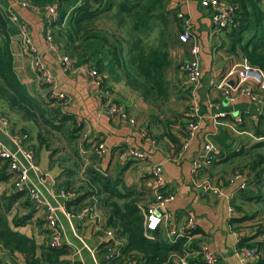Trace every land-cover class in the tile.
<instances>
[{
    "label": "trees",
    "instance_id": "1",
    "mask_svg": "<svg viewBox=\"0 0 264 264\" xmlns=\"http://www.w3.org/2000/svg\"><path fill=\"white\" fill-rule=\"evenodd\" d=\"M28 1L35 7H57V20L45 23L46 30L52 29L56 41H62L65 52L72 56L81 54L89 41H99L108 49L128 87L139 94L146 105L150 134L158 145H165L172 158H178L189 136L188 123L197 122V119L191 117L188 111L184 114L172 113L168 109L172 95L166 70L172 64V51L183 44L177 37V30L178 33L182 32L181 21L177 13L169 9L172 0H84L71 13L68 6L74 0ZM220 1L236 9L234 24L225 31L227 45L224 48L235 60L242 57L264 74V0ZM108 18L114 20L118 30L126 27L127 22L130 24L125 36L99 30L98 22ZM155 33L156 43L151 45L149 38ZM0 99L10 113L36 126L39 148H45L50 153L52 167L54 163L55 167H60L61 189L78 194V198L67 203V210L76 212L85 206H93L104 213L106 227L115 231L122 245V256L105 263L179 264L178 258L197 249L198 242L195 240L187 243V238H180L171 243L163 238L161 229H147L144 210L148 205L144 203L142 190L126 184L123 169H116L115 175L102 169L98 154L86 160L83 156V160L81 148H90L86 144L88 141L84 144L81 142L84 125L76 117L62 111L66 105L49 97L46 102L27 91L15 70L9 13L2 6ZM246 125L244 122L240 128L247 129ZM250 130L257 141L242 143L240 149L222 156L213 153V161L203 163L197 178L202 170H211L216 165H234L237 172L232 170L231 178L240 173L248 179L247 194L242 200L264 208V112L252 123ZM24 135L29 137V134ZM62 138L69 151L64 146H58ZM84 164L86 168L81 175V185L76 189V176H79L78 170ZM0 165V183H7L10 180L6 175L7 164ZM23 197L16 191L11 195H0L1 248L13 259L17 255L23 256L25 264H72L66 259L70 252L64 247L52 248L49 244H38L16 230L27 227L32 218V214L13 215L15 204ZM23 205L30 204L25 201ZM242 213L241 218L232 220L239 230L245 229L239 247L255 249L261 259L259 264H264V214L258 211L252 215L244 211ZM259 216L261 220L255 222ZM195 234L197 231L190 233V236L194 237ZM100 248L104 254L107 253L104 245ZM188 263L204 264L199 258H189Z\"/></svg>",
    "mask_w": 264,
    "mask_h": 264
},
{
    "label": "crops",
    "instance_id": "2",
    "mask_svg": "<svg viewBox=\"0 0 264 264\" xmlns=\"http://www.w3.org/2000/svg\"><path fill=\"white\" fill-rule=\"evenodd\" d=\"M201 1L172 0L169 5L171 11H175L177 15L183 14L191 21L194 40L202 47L200 59L203 80L197 93L200 105L199 129L180 160L179 157L172 158L171 153L168 152L169 150L164 144L158 145L157 142L152 144L142 136L144 132L150 135L149 130L145 128H148L147 117L142 115L147 112L146 105L142 102L140 95L128 87L121 73L115 67L108 49L101 42H87L81 54L73 55V71L64 73L60 62V55L63 53L61 49L64 48V45L61 40L56 41V36H54L58 48L55 52L49 51L45 40V34L47 33L45 16L20 7H14V14L22 23L28 25L33 43L37 47L43 62L52 72L59 91L65 94L69 101L62 108V111L64 110V113L76 117L84 125L83 134L87 133L89 135V143L87 144H90V149L101 143H104L107 147L108 150L105 154L97 152L102 160L101 168L107 169L109 174H114L116 169H123L124 180L128 186H137L142 191L147 187L151 188L154 195L155 186L151 171L155 165L162 164L165 189L176 195L175 201L165 207L166 212L167 207H170L173 213V216L169 214L168 231L183 228L187 225L189 218L193 217L198 227L193 240L197 241L198 244L205 243L209 245L218 256L219 264H259L261 259L258 255L251 260L239 259L235 255L242 236L245 235V229L244 231H241L242 228L239 230L238 225L233 224L232 220L241 218L243 211L252 215L255 211L252 208L255 207L256 209L257 205L242 200L247 193L239 189L238 182L229 184L233 176L228 170L229 165H216L211 170L202 171L199 176L200 183L207 181L214 186L222 187V196H218L213 192H205L194 185L192 179L193 165L199 163L203 158L205 145L209 141L214 145L218 156L240 149L243 146L242 143H253L252 140L239 138L240 136L245 135L257 141L253 137L250 128L252 123L262 114L258 107L247 97H240L235 103H229L222 92L213 88V83L222 78L224 71L233 64L235 59L224 48L227 45L225 32H215L211 15L200 7ZM11 3L9 0H0V6L4 9ZM75 8L76 5L71 8L69 5V13ZM197 11L199 16L196 17L198 22L195 23L194 14ZM69 18L70 16L68 20ZM9 27L14 65L18 76L31 95L40 97L47 102L48 93L45 89L39 87L35 80V73L31 66L32 57L23 47L18 25L9 21ZM179 35L180 33L177 30L178 38ZM190 46V44L177 46L171 54L172 64L166 70V78L171 86V95L175 91L182 94V97H177L173 102H179L178 98L182 101L187 100V105L184 104L187 107L185 113L187 111L192 112V103L190 92L181 88L184 82L181 66L191 59ZM90 63H93V66L101 73L103 79L101 88L94 83L88 68L84 69V66ZM109 101L122 106L129 115L135 117L136 125H131L126 120L110 119L102 115V108ZM172 111H176L172 113H181L180 110ZM220 113L226 114V117L216 118ZM241 116L243 117V124L246 122L248 128L241 129L240 126L243 124H236L239 133H235L232 127H236L235 119ZM143 117L146 118L142 121ZM37 132L38 129L35 125L25 123L19 117L10 113L6 104L0 99L1 146L10 152L18 153L20 137L29 134V144L36 150V157L38 163H40L42 156L38 154L40 148L36 139ZM129 148L143 153L146 158L138 162L135 161L130 165L129 163L119 162L116 152ZM111 166L114 173L109 170ZM56 169L57 172L54 174L40 167L41 177L45 178V182L39 183L36 177L33 180L34 183L41 186L48 202L54 205L56 209L61 224L62 247L70 252L66 259L71 261L72 264H107L104 262L106 261L105 254L100 248L106 244L103 243L104 238L100 231L101 228H106L104 213L96 208L97 213H95V216L88 217L83 221L70 218L66 213L68 212V202L65 199H56L54 196L61 189V178H59L61 171L58 167ZM213 172L220 173L218 179ZM13 192L15 191L11 180L7 183H0V195H11ZM231 199L234 207L233 213L228 211V202ZM25 201H28V199L24 196L15 204L13 215L25 216L32 214V218L27 227L16 230L34 239L38 244H49L45 213L33 206L30 201H28L30 205L24 206L23 202ZM161 233L163 238H166L167 231L161 229ZM85 234L91 237H95L97 234L100 236V241L96 247H92L85 240ZM84 252L87 253V256L84 255ZM0 264H25V260L21 255H17L15 259L11 258L0 246Z\"/></svg>",
    "mask_w": 264,
    "mask_h": 264
},
{
    "label": "built area",
    "instance_id": "3",
    "mask_svg": "<svg viewBox=\"0 0 264 264\" xmlns=\"http://www.w3.org/2000/svg\"><path fill=\"white\" fill-rule=\"evenodd\" d=\"M12 3L7 9L9 13V21L12 24L18 25L20 38L24 49L32 57V70L35 73V80L39 87L45 89L48 93V97L61 105L68 104L67 97L61 93L58 89L57 83L50 69L43 62L41 55L38 52L37 47L33 43L30 35V29L27 24L22 23L19 18L14 14V7H20L23 9L32 10L36 13L45 15L46 23H52L57 20V7L55 5H48L45 7H35L28 0H10ZM76 7L81 5L84 0H76ZM201 8L207 11L211 15V20L216 33L225 32L229 29L236 20V9L220 0H202ZM178 18L181 21L182 32L179 35V41L183 44H190L191 59L183 63L181 66L182 74L184 76V82L182 89L190 92L192 112L191 117L196 118L197 122L193 121L188 123L189 136L184 143V149L178 157L184 154L188 149L192 138L196 135L199 129V117H200V105L197 93L201 86L203 70L201 66V45L194 40L192 35L191 21L183 14H179ZM52 29L48 28L45 35V40L48 45L49 51L55 52L58 48ZM63 53L60 55L61 66L64 73H69L74 69L73 57L61 49ZM60 52V51H59ZM88 72L92 77L97 87L103 86V79L101 73L93 66L89 65ZM213 88L224 94V97L229 103H235L240 97H247L258 109L264 112V74L254 67H252L248 61L244 58L235 60L233 64L223 73L221 79L213 83ZM102 115L109 117L110 119H122L129 122L131 125H136V120L127 113V111L120 105L114 102H106L102 108ZM226 117V114L220 113L216 118ZM235 125H241L243 123V117L235 119ZM232 127L235 133L238 132V128ZM238 129V130H237ZM142 136L151 142L155 143V139L148 133H142ZM88 141V142H87ZM20 149L18 153H13L0 145V163L2 165L7 164L6 175L10 178L13 188L17 193L23 194L30 203L37 209L43 211L46 215V221L48 225V238L49 246L52 248H61V224L58 220V215L54 205L48 202L40 185L34 183L33 178L36 177L39 183L45 182V178L41 177L39 163L36 157V150L29 144V137L22 135L19 139ZM89 143V135L84 134L82 141ZM95 149L100 154L107 152V147L104 143L98 144ZM82 154L86 157V150L82 147ZM205 155L199 161L194 163L192 170V179L194 185L201 188L205 192H213L218 196L223 195V189L220 186H214L211 182H201L197 178L199 168H201L204 162L211 163L213 161V153H216L215 147L212 142H208L205 145ZM213 155V156H212ZM88 157V156H87ZM86 157V159H87ZM117 158L121 163H133L135 161H141L146 158L143 153H139L135 149H126L117 153ZM85 159V160H86ZM151 176L154 181V200L144 210L145 225L147 229L155 231L158 229H165L167 231L166 239L171 243H175L180 238H187V243H190L194 237L190 236V233L197 231L198 227L193 217H190L187 225L179 230H169L170 215L166 213L165 207L167 204L175 201L176 195L172 191L165 189V181L163 175V165L158 164L152 168ZM239 183V189L245 191L248 188V179L244 174L238 173L231 178L229 184ZM56 199H65L67 202L73 201L78 198L76 192H67L65 189L54 195ZM232 199L228 202L229 212H234L232 205ZM67 215L79 221H83L88 217L95 216L96 207L85 206L76 212H66ZM104 238V248L107 250L105 254L106 261L110 262L122 256L121 242L116 237L115 231L110 228L100 229ZM239 243V240H238ZM235 255L239 259L251 260L256 256L254 249L238 248ZM189 258H199L204 264H219L218 256L211 249V247L205 243L197 245V249L189 252L185 257L178 258L179 264H189ZM126 264H132L127 262ZM169 264V263H168Z\"/></svg>",
    "mask_w": 264,
    "mask_h": 264
},
{
    "label": "rangeland",
    "instance_id": "4",
    "mask_svg": "<svg viewBox=\"0 0 264 264\" xmlns=\"http://www.w3.org/2000/svg\"><path fill=\"white\" fill-rule=\"evenodd\" d=\"M5 3V2H4ZM77 4V1L76 0H74L72 3H71V6H70V8L71 7H75V5ZM9 6V5H8ZM7 6V7H8ZM199 12L197 11V12H195V14H194V21H195V23H197L198 21L196 20V17L197 16H199V14H198ZM108 17H111V16H108ZM98 28H99V30L100 31H103V30H106V31H108L109 33H111V34H113V33H116L118 36H121V37H123V36H125V30L130 26V24L127 22V24H126V27L124 26V28L123 29H117L116 27H117V25H116V23H114V20L112 19V18H108V19H103V20H101V21H99L98 22ZM102 33H105V32H102ZM46 35V34H45ZM149 42H150V44L152 45V44H155L156 43V33L155 34H153L150 38H149ZM72 56V55H71ZM73 57V56H72ZM89 65H93V63H90V64H88V65H85L84 66V69L86 70L88 67H89ZM108 72H110V71H108ZM112 72V71H111ZM177 97H182V94L180 93V92H173L172 93V97H171V101L169 102V106H168V109H169V112H176V111H172V110H180L181 111V113H185L184 111L187 109V107H185L186 105H187V100H179V98H178V101L179 102H173V100L175 99H177ZM171 103V104H170ZM184 104H185V106H184ZM172 110H171V109ZM168 114H172V113H168ZM142 115H144V116H146L147 117V112H144ZM146 117H143L141 120L143 121ZM146 129H148L147 127H145ZM150 133V132H149ZM151 135V134H150ZM239 138H241V139H247V140H252L253 141V143L256 141L255 139H251V138H249V137H247V136H245V135H243V136H240ZM87 144V143H86ZM88 145H90V144H88ZM58 146H64L65 148H66V150L67 151H69V148L67 147V145H66V142H65V140L62 138V140H61V142H58ZM85 149V148H84ZM86 151V157H87V155H88V159H90V157L92 156V155H94V154H97V149H95V148H93V149H90L89 148V150L87 151V149H85ZM228 150H229V148H228ZM80 152H81V156H82V158H83V160H84V157H83V154H82V150H80ZM38 154H39V156H42L41 157V159H40V163H39V165H40V167L42 168V169H44V170H46V171H49V172H52V173H56L57 172V169H56V167H55V165H56V163H54V166L53 167H51V165H50V163H52V160H51V157H50V154H49V152L45 149V148H40L39 149V151H38ZM184 155V154H183ZM183 155H181L180 157H179V160L180 159H182L183 157ZM56 157H58V156H56ZM86 157H85V159H86ZM89 161V160H88ZM47 163H48V167H47ZM70 164H68V166H69ZM234 167V165H229V167H228V170H230V173L232 172V170H236V172H237V169H235V168H233ZM58 168L60 169V167L58 166ZM85 168H86V166H85V164H84V166L83 167H80L79 168V170H78V172H79V176H76L77 177V183H76V186L74 187V188H78L80 185H81V175L83 174V172H84V170H85ZM113 168H112V166L109 168V170H110V172H112V173H114V171L112 170ZM203 171V170H202ZM214 174H215V176L217 177V179H218V174H220V173H215V172H213ZM151 191H153V190H151V188H145L144 189V191H142V193H143V199H144V203L145 204H147V205H149L150 203H152L153 202V200H154V196H153V192H151ZM150 196H153V198L152 197H150ZM252 210H255L254 211V214L258 211V212H261V213H263L264 214V208H261V207H258L257 206V208L255 209V207L254 208H252ZM166 213H168V214H170V215H172L173 216V213H172V211H171V209H170V207H167V212ZM171 216V219L173 220V217ZM261 220V216H259V217H257L256 219H255V222H259ZM74 221H76V220H74ZM77 222V221H76ZM75 225L77 226V224L75 223ZM84 238H85V240L92 246V247H96L97 246V243L100 241V236L97 234L95 237H91V236H89L88 234H85L84 235ZM84 255L85 256H87V253L86 252H84ZM175 261H177V260H175Z\"/></svg>",
    "mask_w": 264,
    "mask_h": 264
}]
</instances>
